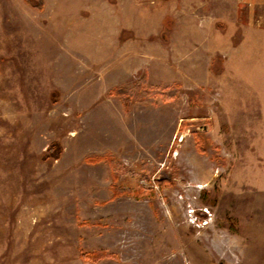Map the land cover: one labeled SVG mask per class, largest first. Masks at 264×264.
I'll return each instance as SVG.
<instances>
[{"label":"rangeland","instance_id":"374dc122","mask_svg":"<svg viewBox=\"0 0 264 264\" xmlns=\"http://www.w3.org/2000/svg\"><path fill=\"white\" fill-rule=\"evenodd\" d=\"M41 1L0 0V264H264V0Z\"/></svg>","mask_w":264,"mask_h":264},{"label":"trees","instance_id":"16d2710c","mask_svg":"<svg viewBox=\"0 0 264 264\" xmlns=\"http://www.w3.org/2000/svg\"><path fill=\"white\" fill-rule=\"evenodd\" d=\"M25 3L31 4V0H24ZM35 7L38 9L42 8V1L36 0ZM145 75L143 74L136 82L135 89L132 91L131 89H127L125 87L121 86H115L109 91V95L121 97L123 99V102L125 104L128 103L130 98L132 97L136 101H143L145 98L150 96L151 94H154L156 92L149 90L145 86ZM178 86L173 85L172 87L165 89L164 91H160L162 95L166 96L167 98L173 97L176 92ZM61 152L60 146L57 144V142H51L45 152L42 155V159H49L53 158L56 159L59 157ZM84 161L87 163H98L101 161L106 162L109 165L110 168V175H111V184H110V190L112 193V197H116L119 195H132L134 197L140 196V190H132L129 188H123L116 185V181L121 176L123 172L129 173L131 175H134V172H131L121 164L116 157L112 155H98V156H89L85 157ZM109 254L104 250H96V251H89V252H83L80 254V256L83 259L90 260L92 262L97 261L100 258H103L105 256H108Z\"/></svg>","mask_w":264,"mask_h":264}]
</instances>
